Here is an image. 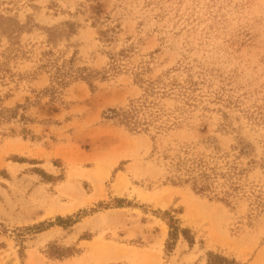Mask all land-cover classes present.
Masks as SVG:
<instances>
[{
	"label": "rangeland",
	"instance_id": "1",
	"mask_svg": "<svg viewBox=\"0 0 264 264\" xmlns=\"http://www.w3.org/2000/svg\"><path fill=\"white\" fill-rule=\"evenodd\" d=\"M0 99V264H264V0H0Z\"/></svg>",
	"mask_w": 264,
	"mask_h": 264
},
{
	"label": "trees",
	"instance_id": "2",
	"mask_svg": "<svg viewBox=\"0 0 264 264\" xmlns=\"http://www.w3.org/2000/svg\"><path fill=\"white\" fill-rule=\"evenodd\" d=\"M1 100V99H0ZM137 113L136 114H130V113H123L121 116V122L124 123L125 125H127L128 127L131 128H136L140 122L137 119ZM205 177H207L206 175H203L202 179H204ZM196 187L198 188L199 191H204L207 188V185L204 183V181L202 183L196 182ZM222 264V263H221Z\"/></svg>",
	"mask_w": 264,
	"mask_h": 264
}]
</instances>
